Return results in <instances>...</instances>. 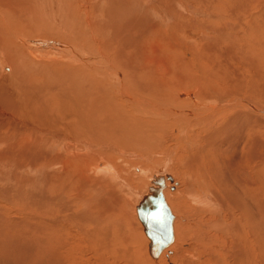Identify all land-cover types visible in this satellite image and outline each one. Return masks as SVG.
Here are the masks:
<instances>
[{"label":"bare ground","instance_id":"6f19581e","mask_svg":"<svg viewBox=\"0 0 264 264\" xmlns=\"http://www.w3.org/2000/svg\"><path fill=\"white\" fill-rule=\"evenodd\" d=\"M105 1L112 3V0H102L100 4H104ZM133 1L134 6L132 5V7L139 6L140 15L141 12L148 14L151 11L150 27L159 32L158 35H153V37H159V40L156 43L146 40V47L150 46L155 52L162 50L166 56L160 58L158 54L156 59L145 54L141 59L140 56L122 55L118 49H113L115 46L112 48L111 45H108V48L117 51V55L112 56L117 70L112 66L114 64L101 60L103 55H89L86 54L85 49H83L84 52L81 49L75 48L76 50H74V46L71 45L64 48V45L59 43H46L47 47L52 46L50 49L44 46L41 42L44 38L38 39L41 36L51 34V32L44 29L37 18H41L40 14L42 13L40 11L38 14L39 9L37 7L43 5L42 0H0V127L3 126L8 129V132L4 133L5 135L0 133V136H5L2 139L4 148L0 152V233L4 231L10 234L12 230H21L22 224L29 226L32 231L37 233V238L39 236L38 244L44 248L43 250L48 249L51 252L47 254L41 249V264H154L151 258L155 261L160 258L158 264H169V262L173 264H264V155L260 151V149L264 150V118L259 120L255 115L259 113L246 108L245 104L251 105L250 103L254 101L246 103L242 100L243 98L222 99L218 104L209 103V101V105L200 106L207 107V110H201L200 113L195 112L194 114L182 110L178 106L175 109H166V106H162L156 99L171 102L179 99V96H191L194 92L198 97L200 94L207 93L206 87L211 90V84L217 86L222 79L226 78H218L215 69V72H210V75L211 66L208 65H210L209 59L211 58L202 61L201 52H191L192 48H199V44L189 42L185 30L188 28L187 21L192 18V15L195 17L197 13L192 10V15H189L185 5L182 6L178 3L181 0H172V3H176L177 9H182L179 13L177 12L178 14L171 11L173 9L169 0ZM202 1L207 9L205 12L212 14V5L207 2L212 1L211 3H213V0ZM114 3L116 5V2ZM52 5L54 8L55 6L58 7L56 3ZM52 5L50 11L57 12ZM81 5L85 8L83 11L85 15L80 16V20L90 23L91 14L85 11L87 8L83 1ZM107 5L109 6V4ZM159 5L163 9L159 8ZM244 6L240 3L236 8L230 4L225 13L231 16L232 23L219 21L220 24L212 27L215 34L225 33L227 35L225 40L228 45L235 38L239 40L242 35L241 32H243V36L246 32L250 36L251 32L248 30L252 27L251 23L264 15V12L262 14L260 11L253 12L252 5ZM67 7L68 16L71 17L69 13L74 12L70 6ZM119 10L131 11L127 5L124 6L123 4L120 5ZM219 11L220 7L217 6V13ZM58 12L61 13L62 10ZM102 12L104 11L102 10ZM79 13L82 12L79 10ZM33 14L36 15L35 20L30 19ZM202 15L204 16V14ZM72 16L74 15L72 14ZM149 16L147 15L145 18L149 19ZM238 18H240V22L237 23L235 21ZM92 19L94 20V17ZM205 19L203 17L199 20L200 25H204ZM138 20L140 21V19ZM190 20L192 21L193 18ZM171 21L173 22L171 23ZM132 22H128L130 25L125 24L126 35L135 26L132 25ZM136 22L138 21L136 20ZM86 28L91 32L88 33L95 36L92 28L87 26ZM74 29L73 26H68L67 31L70 30L72 33L66 31L64 36H68L71 42L79 41L81 45L89 46L91 39H87L80 30L77 33ZM36 30L38 31L36 32ZM209 30L211 29L206 27L201 32L210 34ZM105 31L107 32V30ZM111 31L114 33L113 29ZM117 32L119 33L118 38L112 37L113 41L117 42L116 47L121 44L119 40L126 41L129 38V36L124 38L126 35H120V32ZM24 34H29L32 36L31 39L38 41H31L24 37ZM212 38L206 34L201 36V42H205L203 46L212 42L214 40ZM256 39L254 43H256ZM96 41L99 42L98 39ZM249 41L248 45H242L244 49H251L252 41ZM20 42L23 44L21 45ZM31 42L41 44L44 47L43 51H39L41 47L37 44L33 46ZM118 43L120 44L117 45ZM132 45L134 44L132 43ZM234 45L232 43L231 50L235 58L230 66H234V68L237 66L239 68L245 67L246 74L242 80L238 77L234 79V82L231 81L228 84L230 88L247 85V82L258 75L264 66L259 63L260 61L258 62V58L264 55L263 51L259 52L256 49L253 56L251 55V59H246L245 56L242 55L244 57L242 58L239 55L240 51ZM99 47L101 46L99 45ZM124 47L126 48V46ZM124 47L122 48L124 49ZM262 47L264 48V45ZM66 50V59L71 62L63 63V60L66 59H61L54 53L63 54L62 51ZM171 52L176 54H171ZM185 52L189 53V56H186ZM197 53H200V56ZM31 54L37 58V61L30 56ZM69 56L83 57L85 63H76L77 60ZM51 60L54 61L55 65L53 66L57 69L49 73L45 71L43 64L47 65ZM90 61L95 64L93 68L88 66L91 65ZM26 63H30L31 69L28 71L23 69ZM7 68H9V72L6 74ZM193 69L196 70L192 71ZM30 74L41 75L40 81L31 79ZM67 74L77 75L78 81L72 85L51 83V76L64 78ZM141 74L143 78H141ZM15 82L22 86L25 92L24 99L17 95V92L14 93ZM263 83L260 81L261 86H264ZM174 85L182 88L172 92ZM184 85H189V87L185 88ZM11 86L12 90L10 89ZM222 88L226 90L225 86ZM115 89L119 90V93ZM9 93L13 99L8 97ZM35 99L39 101L38 104L40 108L42 106L41 109L33 105ZM52 99L57 103H63V105L60 104L59 111H55L56 107L48 108ZM43 102L45 103L43 104ZM191 104L194 109L200 110L197 99H194ZM226 105L240 106H233L225 113L221 112L218 115L212 114L215 109ZM7 106L14 113L19 112L24 119L20 122H13V116L5 109ZM132 112H140L141 116L150 118L158 115L159 118L146 119L136 116ZM195 116L197 119L193 120ZM170 118L177 122L173 124L163 121ZM56 126L59 128L58 132L55 131ZM160 128L161 132H159ZM226 129H234L239 135V140L237 141L232 136L233 132L230 131L228 134ZM32 130H35V133ZM53 131L58 134V140L51 139L48 141L46 137L51 136ZM163 135L168 136V141H173L175 146H187L186 151L182 150L177 157L178 159H174L176 161L174 169L179 170L181 180L185 181L184 186L189 188V193L193 191L194 198L199 204L188 207L191 212L192 210L196 211H193L196 216L192 218L197 225L195 230L187 231L188 225H178L179 232L174 246L176 215L166 192V177L173 180V176L171 174L164 175L166 186L163 191L167 203L175 215L173 221L174 241L158 257H153L149 252L150 239L145 233L140 218V225L149 241L148 251L143 241H140L141 238L127 232L119 224V219L116 222L117 226H115L112 222L114 221L113 218L106 217L110 210H115L114 202L117 199L110 194L117 187L114 189L109 183V180L113 178V174H111L113 171L108 166L100 168L97 164V161L102 160V156L107 153L97 151L94 153L97 155L96 158L78 159L76 156H80V153H86V151L79 152L80 149L71 144L64 145L65 142L63 141L67 139L74 144L76 138L80 139L81 136H86L87 138L81 144L87 148L100 147L102 149V147L105 148V145H110L107 141H113L132 149L131 151L138 143V146L143 149L151 147L153 150H157L169 145L168 142L163 141ZM90 140L94 143H90ZM236 145H239L241 151H236L235 161L233 162L231 159V163L224 161L229 168L221 170L219 166V171H230L228 172L230 173L229 176L223 181L222 174L226 172L215 173V167L217 169V165L220 164L219 160L217 162L216 159L224 156L221 147H225L223 150L226 151L227 155L233 149H237ZM141 148L139 149L141 150ZM175 150L176 147L172 146L168 151L162 152L163 155H166V160L162 158V169L166 168L165 165H168L169 162H172L171 154L175 153ZM118 152L125 154L120 150ZM68 155L69 158L66 157ZM93 160L96 162L93 163ZM232 165L235 167H230ZM140 169L137 170L142 172ZM98 172L102 173V176H98L96 185L90 186L89 184L94 179L90 178L89 175ZM161 173H165V171L154 174L160 175ZM153 179L152 176L151 183L140 197L136 194L139 198H137L136 211L140 201L149 191V187L153 185ZM195 183L199 184V189L203 191L208 189L210 193L206 195L199 192V189L191 188ZM128 189L130 190V188ZM86 190L95 194L94 197H91L95 203H90V199L87 201L84 195L82 197ZM131 190L134 191L133 188ZM20 194L21 197L17 196ZM37 196L39 198H36ZM34 199L40 204L35 203ZM81 203H84L87 209L77 210L75 206ZM13 211L15 214L12 213ZM8 212L10 213L8 214ZM10 215L15 217V220ZM100 222H103L102 226L99 225ZM96 227H99L100 230ZM44 236L45 238H43ZM199 239L204 243L200 250H206L208 253V255L202 256L204 257L202 261L198 259L196 248L183 249L182 246L180 247L181 242H183L182 245L186 246V244ZM35 240H37L36 237ZM173 247L175 254L169 255L167 260L164 254L168 249L173 250ZM42 252L46 253L47 256ZM34 264H38V262Z\"/></svg>","mask_w":264,"mask_h":264},{"label":"rangeland","instance_id":"374dc122","mask_svg":"<svg viewBox=\"0 0 264 264\" xmlns=\"http://www.w3.org/2000/svg\"><path fill=\"white\" fill-rule=\"evenodd\" d=\"M42 1H43V5L37 7L39 9V13L38 14H40V11L42 13V14H40L41 18L40 17H37V18H38L39 24L44 29L50 31L51 34L45 35L43 37L41 36V38L39 37L38 40H41V39L44 38L43 40H41V42H43L42 44L44 46H46V47H47L46 43H51V44L59 43V44H63L64 48H67V47H69L71 45V46H74V48H73L74 50L81 49L84 52L83 49H85L86 54H89V55L93 54L94 56L103 55L101 60L105 61L106 63H109V64H114L112 66H114V68L117 69V70H118V68H117V66H116V64L114 62L113 57H112L114 55H117L116 54L117 51L113 50V49H118L119 53L122 54V55L136 56V57L140 56L141 59H142V57L145 54L148 57H152V58L155 57L156 59L158 57V54H159L160 58H164L166 56L164 54V51L162 52V50H160L159 52H155V50L151 49L150 46L146 47V45H145L146 40H150L152 43H156L157 40H159V37L158 38H156V36L153 37V35H155V34L158 35L159 32L156 31L155 29H153V27H150V23H151V18L150 17H152L151 16L152 14L150 13L151 11L148 12V14L146 12H143V13L141 12V15H140L139 14V9H140L139 6H137L135 8L132 7V5L134 4L133 0H126V1L124 0V2H123V0H115V1L112 0V3L109 2V1H105L104 4H100L102 0H99V1L98 0H42ZM51 1H52V4L56 3V5L58 7L55 6V8H54V5L51 4ZM82 1H83V3L86 4V8L87 9L85 11H88L91 14V22L90 23H86L84 21L81 22L82 20H80L81 17L85 15V14H83L84 13L83 11H84L85 8H83L82 5H81ZM169 1L171 2V6H172V9H173V10H171L172 12L175 11V13H177V12L179 13L182 10L181 8L177 9L176 8V3H172L173 2L172 0H169ZM189 1L190 0H181V2L178 1V3L180 5H182V6L185 5V8L187 9V13L189 15H192V10L194 11V13H197V14H195V17L192 15V18H193L192 21L190 20L192 18H190L187 21V27L188 28L185 30L186 35H188L187 40L189 42L192 41V42H196L197 44H199V48H197V49H193L192 48V50L191 49L190 50H191V52H194V51L201 52L202 55H203V57L201 59L202 61L204 59L208 60L209 58H211V59H209L211 61V62H209L210 65H208L209 67L211 66V69H209V74H210V72L213 73L216 70V74H217V76H219L218 78L224 77L226 79H222L220 84L219 85L217 84V86L211 84V88H212L211 90H210L209 87H206L207 93L206 94H200L198 97L196 95V92H194V93H192L191 96H186V97H180L179 96L178 97L179 99H175V100H173L171 102H167V101L160 100V99H156V100L158 102H160L162 104V106L163 105L166 106V109H168V108H174L175 109V107L178 106V108H180L182 110H185V111H189L190 113L194 114L195 112L200 113L201 110L202 111L207 110V107H204V106L200 107L203 104H207V105H209V103L218 104L219 101L222 100V99H235V98L239 99V98H243L242 100H244L246 103L247 102L250 103V102L254 101L255 104H253L254 102L250 103L251 105L245 104L246 108L248 110L251 109L250 111H252V112L259 113V114L261 113L263 116L259 115V114H255V115H257V118L259 120L262 117L264 118V86H261V84H260V81L264 82L263 81L264 80L263 79L264 72L262 73V71H264V66H262V69H261V67H259L261 69V71L259 70L260 71L259 74L256 75L254 78L250 79V82H247V85H244V86L241 85L240 86L241 88L239 86H237L238 88L237 87H233V88L231 87L230 88L228 86V84L231 81L234 82V79H236L238 77L241 80L244 79L245 74H246V71H245L246 68L245 67L244 68H239V66H237V67L234 68V66H232V67L230 66V63L233 62L234 58H235V55L233 54V52L231 50L232 43H233V45L238 43L237 45H234V47L236 49H239L240 54L239 53L238 54L240 56H242V55L245 56L246 59H251V57L255 53L254 50H256V49L259 50V52L260 51L264 52V48L262 47V45H264V19H263L264 15L260 16L259 19H257L256 21H253L251 23L252 27L248 30V32H251L250 36L247 34V32L243 36V32H241L242 35L239 37L240 39L238 40V38H235L236 41L233 40L232 42H230L229 45L227 44V41L225 40V38H227V35L225 33L215 34V32H214V30L212 28L215 25H217L219 23V21L232 23L231 16L228 13H225L226 10L230 7V4L233 7L236 6V8H237V6H239L240 3H242L243 6L244 5L245 6L246 5H249V6L252 5L251 9L253 10V12L260 11V14H262L264 12V9H263L264 8V0H256L257 2L253 1V0H218V1L213 0V3H211L212 1H208L207 3L212 5V8H213L212 14H207L205 12L207 9L204 7L205 4H204V2L202 0H197V1H195V0L192 1L191 0L194 3L189 2ZM114 2H116V5H115ZM76 3H77V5L79 7L76 5ZM48 4H49V6H48ZM107 4H109V6ZM122 4L124 6L127 5V8H129V11L130 10L131 11L130 12H123V11L119 10L120 5H122ZM51 5H52V7L54 9L57 10V12H51L50 11V6ZM96 5H98V6H96ZM129 5H131V6H129ZM260 5H263V6L260 7ZM14 6H15V4H14ZM67 6H70L72 8L71 10L74 12L72 14L75 17L72 16L71 13H69L71 15V17L68 16V10H67L68 7ZM217 6L220 7V11L218 13H217ZM200 7L201 8L203 7L202 10H200L201 9ZM257 7L260 8V9H258ZM159 8H162L161 5H159ZM28 10H32V9H28ZM60 10H62L61 13L58 12ZM79 10L82 13H79ZM97 10H100L101 12L97 11ZM102 10L104 12H102ZM198 11H199V13H198ZM101 13H102L103 16L105 15L107 17L104 16V18H103ZM137 13H138V15H137ZM80 14H82V15H80ZM135 14H136V16H135ZM202 14H204V16ZM99 15H101V16H99ZM147 15L148 16L150 15L149 19L147 17L145 18V16H147ZM202 16L204 18H206V19H205V22H203L204 25L201 24L202 25L201 26L199 20L201 18H203ZM35 17H36V15L33 14L32 17H30V19L35 20L36 19ZM45 17H46V19H45ZM93 17H94V20L92 19ZM126 17H127V19H126ZM220 17H222V18H220ZM71 18H73V19H71ZM129 18H131V19H129ZM137 18L140 19V21ZM136 20L139 23L136 22ZM171 20H173V19H171ZM94 21H95V23H94ZM97 21H98V23H96ZM102 21H104V22H102ZM134 21H135V23H134ZM206 21H208V22H206ZM128 22L129 23L132 22V25H135L136 27L133 26L131 28V31L128 32L127 35H126V30H125L126 25L125 24L130 25ZM172 22L173 21H171V23ZM189 22H190V24H189ZM235 22H237V23L240 22V18H238ZM168 24H170V23H168ZM68 26H73V29L75 28L74 30H76L77 33L80 30V32H82V34L85 35V37H87V39H91V41L89 40L90 43L88 42L90 45L89 46L84 45V44L81 45V43L79 41H76V43L73 42V41L71 42L69 40L68 36H64L66 31H67ZM86 26L89 27L90 29L92 28L93 32L95 33L93 35H95V36H92V34H90L91 32L86 30L87 29ZM206 27H209L212 30V31L209 30L210 34H208V32L207 33H202L201 32ZM77 28H78V30H77ZM94 29H95V31H94ZM111 29L114 30L113 31L114 33H111L112 32ZM136 29H137V31H136ZM105 30H107V32ZM37 31L38 30H36V32ZM117 31L120 32V35L121 34L124 35V36L126 35V37H124V38H128V36H129V38L126 39V41L119 40V42L121 44L118 43L117 45H119V44L120 45L116 47V43L117 42L113 41L112 37H117V35L119 34ZM151 31H153V32H151ZM67 32L68 33H70V32L72 33V31H70V30L67 31ZM88 32H90V33H88ZM114 34H116V35H114ZM139 34H141V35L139 36ZM202 34L203 35L206 34L209 37H213L214 40L212 42H208L207 46H203L205 42L204 43L201 42V36H203ZM24 37L30 39L31 41H38V40H35V39H31L32 36L29 35V34H24ZM103 38H104V40H103ZM96 39H98L99 42H97ZM255 39H256V43H254ZM100 40H102V41H100ZM249 40L252 41L251 49H249L250 51L247 50V49H244L242 47V45L243 46L244 45H248L250 43ZM129 42H130V44H129ZM31 43H32L33 46H36L35 44H37V43H34V42H31ZM132 43L135 46L132 45ZM20 44L22 45L23 42H20ZM37 45L39 47H41L39 49V51H43L44 47H42L41 44H37ZM83 45H84L85 48L83 47ZM99 45L101 47H99ZM108 45L109 46L111 45L112 48L115 46L116 48L114 47L113 49L112 48L110 49V48H108ZM124 46H126V48L128 46L129 47L126 49ZM122 47H124V49ZM47 48L50 49V48H52V46H49ZM226 49H227V51H226ZM240 49H243V50H240ZM98 50H100L101 53H100V51L98 52ZM127 51H129V52H127ZM234 52H235V50H234ZM242 52H244V53H242ZM245 52H247V53L245 54ZM62 53L63 54H61V53H59V54L58 53H54V54H56L58 57L60 56L59 58H61V59H66L67 50L66 51H62ZM155 54H156V56H155ZM171 54H176V53L171 52ZM197 54L200 56V53H197ZM30 56L34 60L37 61V58H35L32 54ZM186 56H189V53H186ZM243 56H242V58H244ZM69 57H71V58L74 57V59L77 60L76 63H80V64L81 63H85L84 59H82L83 57H80V56L78 58L75 57V56H69ZM66 61L67 62H71V61H68V59H66V60H63V63H65ZM40 62H41V60H40ZM53 62L54 61L51 60V61H49V63L47 65L43 64V67H44L45 71L50 73V72H52V71L57 69V68H55L53 66V65H55ZM196 62L198 63L197 60H196ZM221 62L223 63V65L224 64L225 65L223 66ZM258 62L261 63L262 65H264V55H263V57L260 56L258 58ZM90 64L91 65H88V66H90L92 68L95 66V64H92V61H90ZM212 64H214V65H212ZM218 64H220L221 66L220 65L219 66L221 67V69H224V70H221L219 68ZM226 65H228V66H226ZM8 66H10V65H8ZM29 66H30V63H26V64H24L23 69L24 70L26 69L28 71V70L31 69ZM217 66H218V68H217ZM195 70L196 69H193L192 71H195ZM236 71H237V73H236ZM238 71H239V73H238ZM8 72H9V68H7L6 74ZM31 72H33V70H31ZM30 76H31L30 77L31 79H35L37 81H40V76L41 75L30 74ZM44 77H47V75H44ZM190 77H191V74H190ZM141 78H143L142 74H141ZM48 79H49V77H48ZM50 79H51V83H53L55 85H57V84L72 85L73 83L78 81V76L77 75H72V74H67V75H65L64 78L63 77L51 76ZM261 79H263V80H261ZM2 80H3V76H2ZM5 80H6V78H5ZM254 81H256V82H254ZM243 84H245V83L243 82ZM251 84H253V85H251ZM17 85H18V82H15L14 83V86H15L14 93L17 92V95L22 96V99H24L25 92L22 89L21 85H18V86ZM189 85H191V84H189ZM189 85H184V87L188 88ZM224 86H225L226 90H223L224 88H222V87H224ZM181 88L182 87H180L178 85H174L172 87V92L173 91L174 92L175 91H179ZM10 89L12 90V86L10 87ZM246 89H248V90H246ZM1 90H3V88H1ZM119 90H120V88H119ZM119 90L115 89V91L117 93H119ZM10 95H11V93H9L8 97H10V99H13V98H11L12 95L11 96ZM175 96L176 95H174V97ZM194 99H197L198 107L200 108V110L198 108L197 109L199 111L194 109L192 104H191V102L193 103ZM45 102H47V101H45ZM45 102H43V104ZM33 103H34L33 105L35 107L38 106L39 109L42 108V106L40 108V105L38 104L39 101L37 99H35L33 101ZM50 103H51V105L49 104L48 108H55L56 107L57 109L55 111H59L60 106L63 105L62 102L57 103V101H55L53 99H52V102H50ZM233 106H240V105H232V106L226 105V106H223V107H219V108L215 109V111L212 114L213 115H218L221 112L225 113V111L229 110ZM249 106H250V108H249ZM43 107H44V105H43ZM5 109L7 110V112L11 116H13V118H14L13 122H15V123L18 122V121L20 122L22 119H24V117L19 112H15L14 113V111L10 110L8 108V106ZM174 109H172V110H174ZM256 109H258V110L256 111ZM191 111H193V112H191ZM132 113L134 115H136V116H141L140 112L139 113L138 112H132ZM141 117H145V116H141ZM145 118L146 119H152V118H159V117H158V115H155V116H151V118L150 117H145ZM190 119H192V118H190ZM196 119H197V116H195L193 118V120H196ZM163 121H165L167 123H173V124L177 122V121H175L172 118L166 119V120H163ZM237 125H240V123H237ZM0 128H1L0 129V133L1 132L3 133L1 135H5L8 132V129H5V127L2 126ZM234 129H229V130L226 129V131H227L228 134H230V131L233 132L234 134H232V136L238 141L239 140V135H238V133L235 132L236 129L235 130ZM3 130H4V132H3ZM58 130H59V128L56 126L55 127V131L58 132ZM195 130H197V129H195ZM32 132L35 133V130L34 131L32 130ZM159 132H161V128L159 129ZM57 136H58V134L53 131L52 135L51 136H47L46 139L48 141H50L51 139H57L58 140ZM129 136H131V135L129 134ZM173 136L175 137L174 134H173ZM4 137L5 136H0V152L4 148L3 147L4 142L2 141V139ZM86 138H87L86 136H81L80 139L76 138L74 144L71 141L67 140V139L64 140L63 142H65L64 145H69V144L74 145L75 147L80 149L79 152L86 151V153H80L81 154V155L79 154L80 156H76L78 159H81V158L86 159L87 157L96 158L97 155H94V153H96L97 151H101V152L107 153L106 155L102 156V158H103L102 160L100 159L99 161H97V164H99L100 168H105V167L108 166L110 168V170L113 171V173H111V174H113V176H112L113 178L109 180V183L112 185V187L114 189H115L116 186L117 187H116L115 191H111L110 194L114 195L113 198H117V199H115V202H114L115 210H110L106 217L113 218L112 220H114V221H112V222H113V224L115 226H117L116 222L119 219V224L127 232H129L131 235L133 234L134 236L138 235L139 238H141L140 241L141 242L143 241V244L145 245V247L147 248V251H148V242L149 241H148V239H147V237H146V235H145V233H144V231L142 229V226L140 225L141 223H140L137 211H136V206L138 204L137 203V198L140 197V195L143 193V191H145L147 189V186L151 183L152 176L154 177L156 172L165 171V173H161V174L162 175L171 174L173 176V180H174V181L170 180L169 178L166 177V180H167L166 192H167L168 200H169V203L171 204L173 212L176 215V219H175V241H174L173 245L175 246V244H176V239H177V235H178V232H179L178 231L179 228L177 229L178 225H181V224L185 225V226L188 225V228H186L187 231L195 230V227L197 225L194 222V220H192V218L194 216H196L195 215L196 213L193 212L195 210H192V212L190 210H188V207L191 206V205L199 204V203L194 198L193 191H191L189 193V191H188L189 188H186L184 186L185 181L181 180V178L179 176V173H180L179 170L174 169V166H175V163H176L175 160L178 159L177 157H179L178 155L181 154L182 150L186 151L187 146H183V145L175 146V143H173V141H170V140L168 141V136H164L163 135V141L165 140V142L169 143V145L167 147L162 148V149L158 148L157 150H153L151 147H147V148L143 149V148L138 146V144H139L138 143V144L135 145V147H133V151H135L133 153V151H131L132 149H130L128 147H125V146H121L119 143H115L113 141H107L108 144H110V145L109 146L105 145V148L102 147V149L100 147H91L92 149L91 148H87L86 146L81 144V142L84 139H86ZM90 143H94V142L90 140ZM100 143H103V142H100ZM147 144H149V143H147ZM241 145H242V143H241ZM169 146L170 147H172V146L176 147V150H175L176 152L175 153L173 152L174 154L173 153L171 154L172 155L171 156V161L172 162L171 163L169 162L168 165H165L167 167L162 169V167H161L162 166V162H163L162 158L163 159L165 158V160H166V155H163L162 152L168 151V149L170 148ZM139 148H141V150ZM224 148L225 147H221V152L224 154V156L222 158H220V159H218V158L216 159L217 162L219 160L220 164L217 165V169L215 167V173H221L222 174L223 172H226L225 174H222V177H223L222 180L226 179L227 176H229V174H230V173H228L230 171H224V170L221 171L224 168H229L228 164H226L224 161L226 160V161L230 162V159H231V161L234 162L235 161V157H236V151H238V150L241 151V148L239 147V145H236L237 149L236 150L233 149L231 151V153L229 152L226 155V151L224 152V150H223ZM119 150L121 152H124L126 154V156H125V154H121L120 152H118ZM260 151L264 155V150L260 149ZM53 155H54V153H53ZM66 157L69 158V155L66 156ZM95 162L96 161L93 160V163H95ZM219 166L221 167L220 171H219V169H220ZM230 167H235V165H232ZM138 168L139 169L141 168L140 170H142V172L138 171L137 170ZM87 172H88V170H87ZM12 174H13V172H12ZM98 176H102V173H99V172L98 173H91V176L89 175L90 178L94 179V181L89 184L90 186H94V185H96L98 183V182H96L97 179H99ZM117 176H118V178H117ZM105 179H107V178H105ZM128 188H130V190ZM132 188L134 190L133 192L131 190ZM191 188L199 189V184L195 183L193 186H191ZM198 191L202 192V193H204L206 195H208L210 193L208 189L204 190V191L202 189H199ZM21 194L23 195V193H21ZM21 194L17 195V196L21 197ZM136 194L138 195V197H137ZM190 194H191V196H190ZM83 195H84V197H86L87 201L90 199L89 202L90 203L93 202L91 197H94L95 194L91 193L90 191L88 192L86 190V192L84 194H82V197H83ZM36 198H39V197L37 196ZM31 202H32V200H31ZM34 202L37 203V204L38 203L40 204V202L36 201L35 199H34ZM93 203H95V201ZM75 207H76L77 210L78 209H83V210L87 209L85 207L84 203L83 204L81 203L80 205H76ZM9 213L10 212H8V214ZM12 213L15 214L14 211ZM11 217L13 218V216H11ZM13 219L15 220V217ZM99 225L102 226L103 222H100ZM96 228L98 230H100L99 227H96ZM30 230H31V228L29 226H26V225L23 226V224H22L21 225V230H12L10 234L7 233V232H4V231L0 233V264H34L36 262H38V264H41V262H40V257H41L40 251H41V249H42V251H44L43 250L44 248L38 244L39 236L37 238V233L32 231V230L30 231ZM126 231H124V233H127ZM32 232H34V233L32 234ZM196 234H200V233H196ZM7 235H8V237H7ZM28 235H32V236H28ZM35 237H36L37 240H35ZM43 238H45V236ZM182 243L183 242H181L180 247L182 246L183 249H189V248L194 249V248H196L198 259L200 261H202V259H204V257H202V256L208 255L206 250L205 251L200 250L201 249L200 247H202L203 244H204V243H202V241L200 239L198 241L197 240L196 241H192L191 243L186 244V246L182 245ZM213 247L216 248V246H213ZM171 250L172 249H170V250L168 249V251H166L165 254H164V255H166L167 260H168L169 255L172 256V255L175 254L174 247H173L174 251L172 250V252H171ZM44 252H46L47 254L51 253L50 250H48V249H46ZM44 252H42V254ZM46 253H44V254L47 256ZM200 253H202V254H200ZM159 260H160V258H159ZM159 260L155 261V260H153L151 258V261L154 264H158ZM42 264H44V263H42ZM48 264H50V263H48ZM169 264H173V263L169 262Z\"/></svg>","mask_w":264,"mask_h":264},{"label":"water","instance_id":"95a60500","mask_svg":"<svg viewBox=\"0 0 264 264\" xmlns=\"http://www.w3.org/2000/svg\"><path fill=\"white\" fill-rule=\"evenodd\" d=\"M152 183L153 185L140 201L137 212L150 239L149 252L153 257H158L174 241L175 215L163 191L166 186L165 176L155 175Z\"/></svg>","mask_w":264,"mask_h":264}]
</instances>
